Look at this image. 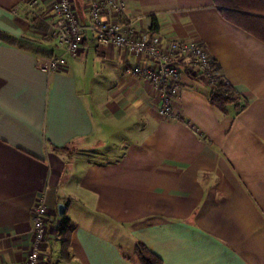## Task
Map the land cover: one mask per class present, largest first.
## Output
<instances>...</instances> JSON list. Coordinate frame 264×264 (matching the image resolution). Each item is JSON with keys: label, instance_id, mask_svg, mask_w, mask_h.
<instances>
[{"label": "crops", "instance_id": "obj_1", "mask_svg": "<svg viewBox=\"0 0 264 264\" xmlns=\"http://www.w3.org/2000/svg\"><path fill=\"white\" fill-rule=\"evenodd\" d=\"M27 1L0 0L2 32H47L32 28ZM53 1L35 9L47 14ZM73 1L85 21L82 0ZM127 12L146 37L157 20L153 40L202 43L235 102L213 107V86L197 79L174 100L178 118L166 119L155 91L130 73L138 58L91 33L51 73L37 60L62 52L54 40L0 41V264L24 262L42 193L44 264H135L136 241L163 264H264V43L212 0H127ZM63 219L73 225L69 259Z\"/></svg>", "mask_w": 264, "mask_h": 264}, {"label": "built area", "instance_id": "obj_2", "mask_svg": "<svg viewBox=\"0 0 264 264\" xmlns=\"http://www.w3.org/2000/svg\"><path fill=\"white\" fill-rule=\"evenodd\" d=\"M86 20L79 18L73 0H54L47 14H40L37 0H28L26 16L35 17L48 26V35L62 50L60 54L39 58L40 70L51 73L64 68L68 58L82 51L86 33H91L96 43L112 45L138 58L130 73L141 78L158 96V113L166 119H177L174 100L184 86L201 80L214 86L211 57L206 47L195 40H148L136 29L141 17L132 18L127 12V0H82ZM15 14L18 8L14 9ZM120 19H123L120 21ZM141 59V60H140ZM48 206L45 194H40L31 212V242L22 264H44L42 249L48 233Z\"/></svg>", "mask_w": 264, "mask_h": 264}, {"label": "trees", "instance_id": "obj_3", "mask_svg": "<svg viewBox=\"0 0 264 264\" xmlns=\"http://www.w3.org/2000/svg\"><path fill=\"white\" fill-rule=\"evenodd\" d=\"M212 2L218 7L227 21L264 43V0H212ZM32 23L33 29L38 28L41 31L46 32V26L39 19L34 17ZM158 32V22L155 18H152L147 34L148 40H153ZM0 41L15 44L20 48H23L26 44L33 45L40 43L38 40L35 41L34 39L27 37L16 39L1 30ZM41 41L52 42L53 39L46 32L42 35ZM52 55L53 52L51 51L48 53L47 57ZM210 68L214 73V86L208 95V100L213 107L220 111H224L226 106L235 102V97L230 86L218 76L219 67L212 59L210 60ZM242 107H244V105ZM69 148L71 149L73 146L65 147L62 150ZM72 231L73 225L70 220L63 219L59 224L57 232L60 237L61 256L64 259H69ZM132 261L135 264H163L162 260L154 253L150 252L140 241H136L134 244Z\"/></svg>", "mask_w": 264, "mask_h": 264}, {"label": "rangeland", "instance_id": "obj_4", "mask_svg": "<svg viewBox=\"0 0 264 264\" xmlns=\"http://www.w3.org/2000/svg\"><path fill=\"white\" fill-rule=\"evenodd\" d=\"M26 3H27V2H26ZM33 39H34L35 41H36V40L41 41V36H38V37L33 38ZM48 46H49L50 49L52 48L51 44H49ZM48 46H47V47H48ZM93 64H95V61H92V62L90 61V65L92 66Z\"/></svg>", "mask_w": 264, "mask_h": 264}, {"label": "water", "instance_id": "obj_5", "mask_svg": "<svg viewBox=\"0 0 264 264\" xmlns=\"http://www.w3.org/2000/svg\"><path fill=\"white\" fill-rule=\"evenodd\" d=\"M63 210H64V205H59L58 206V213H59V215H62L63 214Z\"/></svg>", "mask_w": 264, "mask_h": 264}]
</instances>
